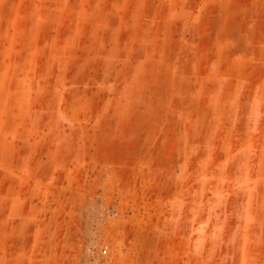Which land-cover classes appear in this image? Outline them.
I'll return each instance as SVG.
<instances>
[{
  "label": "rangeland",
  "instance_id": "1",
  "mask_svg": "<svg viewBox=\"0 0 264 264\" xmlns=\"http://www.w3.org/2000/svg\"><path fill=\"white\" fill-rule=\"evenodd\" d=\"M0 264H264V0H0Z\"/></svg>",
  "mask_w": 264,
  "mask_h": 264
},
{
  "label": "built area",
  "instance_id": "2",
  "mask_svg": "<svg viewBox=\"0 0 264 264\" xmlns=\"http://www.w3.org/2000/svg\"><path fill=\"white\" fill-rule=\"evenodd\" d=\"M103 252L106 253L107 252V249H104Z\"/></svg>",
  "mask_w": 264,
  "mask_h": 264
}]
</instances>
